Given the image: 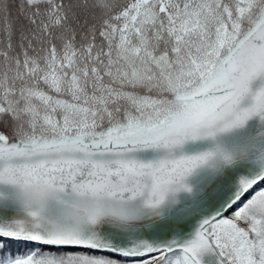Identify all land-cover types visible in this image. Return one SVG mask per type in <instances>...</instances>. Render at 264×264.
<instances>
[{
	"label": "snow or ice",
	"instance_id": "1",
	"mask_svg": "<svg viewBox=\"0 0 264 264\" xmlns=\"http://www.w3.org/2000/svg\"><path fill=\"white\" fill-rule=\"evenodd\" d=\"M0 264H264V0H0Z\"/></svg>",
	"mask_w": 264,
	"mask_h": 264
}]
</instances>
